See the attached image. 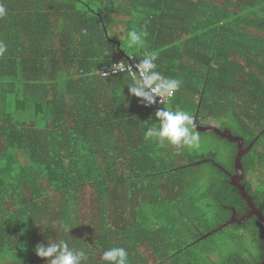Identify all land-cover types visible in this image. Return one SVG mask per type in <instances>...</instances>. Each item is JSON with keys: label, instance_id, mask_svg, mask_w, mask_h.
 <instances>
[{"label": "trees", "instance_id": "obj_1", "mask_svg": "<svg viewBox=\"0 0 264 264\" xmlns=\"http://www.w3.org/2000/svg\"><path fill=\"white\" fill-rule=\"evenodd\" d=\"M2 2L0 264H47L34 249L49 238L87 264L112 247L126 264H261L255 215L220 228L250 210L232 183L237 142L195 127L224 143L218 156L144 134L163 108L242 137L239 182L264 214V0ZM131 30L147 31L142 49L127 47ZM145 52L182 81L150 108L127 73L100 70Z\"/></svg>", "mask_w": 264, "mask_h": 264}, {"label": "clouds", "instance_id": "obj_2", "mask_svg": "<svg viewBox=\"0 0 264 264\" xmlns=\"http://www.w3.org/2000/svg\"><path fill=\"white\" fill-rule=\"evenodd\" d=\"M6 14V8L0 0V17ZM87 34V30H84ZM148 36L146 30H131L127 32V47L129 49H142L145 45V38ZM8 50L7 44L0 40V57ZM155 53L143 54L139 63L129 64L124 60L110 64L111 73H127L130 82L127 84L128 93L136 97L146 106L157 103L159 98H171L181 87L179 79L164 77L157 71ZM133 68L136 70L133 71ZM105 75H109L107 72ZM155 116L158 124L148 127L145 140H155L161 146L165 144L177 148L197 149L200 147L201 138L194 131L193 117L187 111L157 110ZM36 256L47 260V264H87L88 255L82 249H75L69 246L67 240L49 238L46 244H38L35 249ZM128 253L123 247H112L103 252L102 260L106 264H126ZM264 264V263H263Z\"/></svg>", "mask_w": 264, "mask_h": 264}, {"label": "water", "instance_id": "obj_3", "mask_svg": "<svg viewBox=\"0 0 264 264\" xmlns=\"http://www.w3.org/2000/svg\"><path fill=\"white\" fill-rule=\"evenodd\" d=\"M193 123L199 131H203V132L212 131V132L220 135L221 137H225V138L229 139L230 141L237 142V144H238V152L235 156V162H234V166L236 168V174L232 177V183H233V185H235L240 190L241 195L248 202V204L250 206V210L244 216H242L240 218H236L235 210L232 209L233 213H232L231 219L228 222L222 224L220 226V228L229 224L230 222L242 223L244 219L248 218L251 215H255L262 222V224L264 226V214L255 206L252 198L248 195L244 186L242 184H240V182H239L243 176L241 158H242L243 154L249 148V147L244 146L243 138L240 136H237V135H232L228 129L221 130L220 128L213 126V125L202 126V125L197 124L195 122V120H193ZM263 263H264V260L261 262V264H263Z\"/></svg>", "mask_w": 264, "mask_h": 264}, {"label": "rangeland", "instance_id": "obj_4", "mask_svg": "<svg viewBox=\"0 0 264 264\" xmlns=\"http://www.w3.org/2000/svg\"><path fill=\"white\" fill-rule=\"evenodd\" d=\"M201 141H200V147L197 148V150L199 152H218V156L222 155L224 153L223 151V145L224 143L216 140L213 135L211 133H205L203 135H200ZM229 231V227L227 230H225L223 233L222 232H217V234L215 235V238L213 239V241L215 239H219V238H223L224 233H227ZM224 243V240L221 241V244ZM226 246V245H225ZM217 248V247H216ZM219 252H221V250H218ZM141 254L142 256H146V252L144 250H142L141 248Z\"/></svg>", "mask_w": 264, "mask_h": 264}, {"label": "built area", "instance_id": "obj_5", "mask_svg": "<svg viewBox=\"0 0 264 264\" xmlns=\"http://www.w3.org/2000/svg\"><path fill=\"white\" fill-rule=\"evenodd\" d=\"M143 58V55H133V54H125V59H123L124 61H126L127 63L129 64H134V63H139L140 60ZM120 60H117V61H114L113 63H117L119 62ZM112 63V64H113ZM110 65H101L100 66V70H101V73L103 75H105L104 73L107 72L109 75L112 74L111 71H110ZM136 69L133 68V71H135ZM108 76V75H106ZM169 98L167 97H164V98H159L157 97L156 100L158 101L157 103H154L153 105L151 106H146L145 104H143L144 107H152V106H159V105H163L164 103L167 102Z\"/></svg>", "mask_w": 264, "mask_h": 264}]
</instances>
